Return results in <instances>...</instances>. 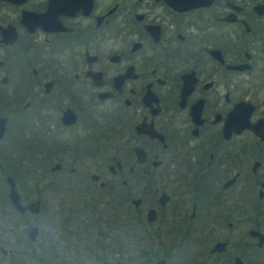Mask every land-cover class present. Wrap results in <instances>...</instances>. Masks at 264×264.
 <instances>
[{
	"label": "flooded vegetation",
	"instance_id": "obj_1",
	"mask_svg": "<svg viewBox=\"0 0 264 264\" xmlns=\"http://www.w3.org/2000/svg\"><path fill=\"white\" fill-rule=\"evenodd\" d=\"M0 118V264H264V0H0Z\"/></svg>",
	"mask_w": 264,
	"mask_h": 264
},
{
	"label": "water",
	"instance_id": "obj_2",
	"mask_svg": "<svg viewBox=\"0 0 264 264\" xmlns=\"http://www.w3.org/2000/svg\"><path fill=\"white\" fill-rule=\"evenodd\" d=\"M3 119L0 118V133L2 132V130L4 129V126H3ZM11 186V190H10V197H11V200L13 202V204L21 211L25 210L26 208H29L33 211H37V203L38 201L35 200V201H32V202H29L27 203L26 205H23L21 204V202L19 201V197H18V193L17 191L15 190L14 188V184L11 182L10 184ZM36 227H33L31 228L30 230V233H31V238L33 239L34 238V235H33V232L35 231Z\"/></svg>",
	"mask_w": 264,
	"mask_h": 264
},
{
	"label": "rangeland",
	"instance_id": "obj_3",
	"mask_svg": "<svg viewBox=\"0 0 264 264\" xmlns=\"http://www.w3.org/2000/svg\"><path fill=\"white\" fill-rule=\"evenodd\" d=\"M30 167H31V166H30ZM35 167H36V166H32V167L30 168V169L33 170V171H32V173H31V172H29V171H30V170H29V171H28V175L33 176V177L37 175V172H36V168H35ZM0 220H1L0 224H5V223H6V216H4V215L1 216ZM29 220H30V219H29ZM31 220H32V219H31ZM7 222H8V221H7Z\"/></svg>",
	"mask_w": 264,
	"mask_h": 264
},
{
	"label": "clouds",
	"instance_id": "obj_4",
	"mask_svg": "<svg viewBox=\"0 0 264 264\" xmlns=\"http://www.w3.org/2000/svg\"><path fill=\"white\" fill-rule=\"evenodd\" d=\"M57 251L63 252V249H57ZM67 260L69 261V264H71V262L73 261L74 258V251L73 250H69V254L67 255ZM57 264H62L61 261H57Z\"/></svg>",
	"mask_w": 264,
	"mask_h": 264
}]
</instances>
